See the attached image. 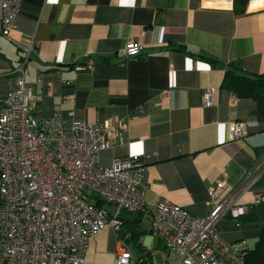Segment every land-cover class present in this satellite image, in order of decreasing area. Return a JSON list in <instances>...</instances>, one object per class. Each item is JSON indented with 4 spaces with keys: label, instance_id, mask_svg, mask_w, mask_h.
<instances>
[{
    "label": "crops",
    "instance_id": "1",
    "mask_svg": "<svg viewBox=\"0 0 264 264\" xmlns=\"http://www.w3.org/2000/svg\"><path fill=\"white\" fill-rule=\"evenodd\" d=\"M15 24L8 37L0 34V100L15 87L13 70L28 50L25 81L41 117L127 125L100 162L138 157L150 202L167 199L205 216L208 185L224 176L256 221L222 219L219 234L254 247L264 226V122L252 99L234 96L222 82L229 62L264 73V0H235L228 8H201L197 0H21ZM130 39L143 46L135 56L124 52ZM251 120L259 124L249 138L229 139L231 123ZM246 170L257 177L251 185ZM121 218H138L143 231L140 248L128 244L134 264L156 263V250L165 259L147 214ZM122 232L106 228L92 237L84 264H113Z\"/></svg>",
    "mask_w": 264,
    "mask_h": 264
},
{
    "label": "built area",
    "instance_id": "2",
    "mask_svg": "<svg viewBox=\"0 0 264 264\" xmlns=\"http://www.w3.org/2000/svg\"><path fill=\"white\" fill-rule=\"evenodd\" d=\"M197 1L201 8H228L235 0ZM20 4L21 0H0L3 36L15 29ZM142 48L130 39L124 52L135 56ZM27 59L28 50L13 70L15 87L0 100L1 264H84L91 238L106 228L119 230L121 212L147 214L153 236L164 246V264L246 263L248 244L223 240L218 231L220 220H235L248 212L224 176L208 185L205 216L167 199L146 200L141 185L144 167L138 157L100 162V152L113 138L121 140L127 125L108 119L66 125L59 116L41 117L33 89L25 81ZM212 94L211 89L204 91V106L211 105ZM258 122L231 123L229 139L249 138ZM244 175L249 185L257 178L251 170ZM104 204L113 205V211ZM113 264H134L125 237L119 240Z\"/></svg>",
    "mask_w": 264,
    "mask_h": 264
},
{
    "label": "trees",
    "instance_id": "3",
    "mask_svg": "<svg viewBox=\"0 0 264 264\" xmlns=\"http://www.w3.org/2000/svg\"><path fill=\"white\" fill-rule=\"evenodd\" d=\"M247 1L242 0L243 3ZM222 86L240 99H252L256 103V118L264 122V73L252 74L246 72L235 62H229L226 66ZM97 204L100 205L101 202L99 201ZM123 220L122 218V225L119 229L123 230L121 236L125 237L127 243L131 244L133 248H140L138 238L143 231L138 230V218ZM254 221H256L254 209L233 220L235 224ZM245 264H264V226L260 229L254 247L249 248Z\"/></svg>",
    "mask_w": 264,
    "mask_h": 264
},
{
    "label": "rangeland",
    "instance_id": "4",
    "mask_svg": "<svg viewBox=\"0 0 264 264\" xmlns=\"http://www.w3.org/2000/svg\"><path fill=\"white\" fill-rule=\"evenodd\" d=\"M227 222H229V221H227ZM218 224H219V223H218ZM253 243H254V242H253L252 240L249 242L250 245H253ZM135 254H137V252H135ZM153 254L155 255L156 260H157V262L154 263V264H164V263H165L166 255H165V259H164L163 254H162L160 251H157V250L154 251ZM154 255H153V256H154ZM0 264H1V254H0Z\"/></svg>",
    "mask_w": 264,
    "mask_h": 264
},
{
    "label": "water",
    "instance_id": "5",
    "mask_svg": "<svg viewBox=\"0 0 264 264\" xmlns=\"http://www.w3.org/2000/svg\"><path fill=\"white\" fill-rule=\"evenodd\" d=\"M139 264H149L146 260H141L140 262H139Z\"/></svg>",
    "mask_w": 264,
    "mask_h": 264
}]
</instances>
